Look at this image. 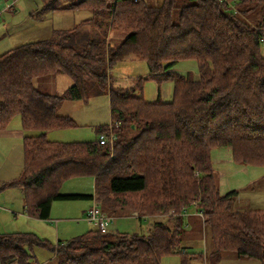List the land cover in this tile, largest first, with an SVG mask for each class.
<instances>
[{
    "label": "trees",
    "instance_id": "1",
    "mask_svg": "<svg viewBox=\"0 0 264 264\" xmlns=\"http://www.w3.org/2000/svg\"><path fill=\"white\" fill-rule=\"evenodd\" d=\"M231 1L234 8L225 0H187L175 16L176 0H79L61 9H87L90 19L0 55V131L18 116L25 135L22 170L0 191L20 189L25 214L41 221L56 201L93 197L107 214L170 221H156L142 235L93 229L55 248L30 232L3 233L0 264H31L33 246L50 248L58 264H159L171 255L189 264L203 259L179 244L190 210L202 212L210 256L230 252L264 264V208L237 207L236 191L220 195L210 158L213 148H226L236 164L264 167V0ZM84 27L93 34L80 37ZM108 32L125 37L110 45ZM129 56L144 61L149 75L122 88L111 69ZM183 60L196 62L198 78L171 71ZM55 75L72 81L63 94L37 90L39 77ZM147 80H170L171 100H144ZM96 95L108 97L109 127L97 125L92 141L47 139L48 132L77 126L57 114L58 105ZM84 177L93 179L94 195L59 191Z\"/></svg>",
    "mask_w": 264,
    "mask_h": 264
},
{
    "label": "rangeland",
    "instance_id": "2",
    "mask_svg": "<svg viewBox=\"0 0 264 264\" xmlns=\"http://www.w3.org/2000/svg\"><path fill=\"white\" fill-rule=\"evenodd\" d=\"M79 0H0V35L5 34V38L0 41V54L11 47L23 45L24 43L36 42L37 40L47 39L53 29L65 30L79 25L82 21L90 19L92 13L87 9L69 10L64 6L77 3ZM151 5H160L162 0H144ZM230 8H234V2L225 0ZM177 8L173 13L177 15L180 6L186 5L187 0H176ZM32 16V17H30ZM90 27H84L79 30L84 37L93 34ZM125 34L108 32L107 42L110 45L119 44ZM80 39V38H79ZM264 42V41H263ZM261 54L264 56V44L260 46ZM171 71L190 75L198 78L197 64L193 60L179 61L172 67ZM111 75L114 77V85L120 87H129L139 77H147L148 69L146 63L129 56L122 62L116 63L111 69ZM70 77L64 75L39 77L35 81L37 90L49 94H63L71 86ZM143 98L148 102L155 100L158 95L162 102L171 100L173 95V85L170 80L157 83L154 80H147L142 85ZM57 114L61 116H70L75 120L77 126L68 130H54L47 133L49 141L58 142H83L92 141L96 138L94 128L97 125L109 124L110 104L106 95H96L86 102H62L58 105ZM21 128L19 117L11 119L9 129L16 127ZM26 134H35L27 131ZM13 139L0 138V148L6 149L11 147ZM22 145V142L21 144ZM20 149L18 148V158L20 159ZM212 160V172L216 179V186L220 195L227 192L236 191L237 207H246L251 210L264 208V167L262 166H245L238 165L234 162L229 149L213 148L210 152ZM16 161V160H15ZM14 163V160L6 157L0 152V181L7 177V168ZM93 179L91 177L72 178L61 186L59 191L64 194L79 193L92 194ZM87 201H56L52 204L50 220L58 221L57 231L53 224L44 223L41 220L30 217L25 222L20 220L12 222L9 217L0 219V234L3 233H33L40 239H45L53 248L57 240L69 241L71 238L83 235L89 228L87 222H83V207ZM91 204V203H90ZM92 205V204H91ZM90 205V207H91ZM104 212V211H103ZM193 214V210H190ZM105 213V212H104ZM107 216L114 218L111 225V232L120 234H137L147 233V229L156 221H163L169 225V220L162 217H145L139 220L134 217L136 212L122 214L117 210ZM184 216L183 222L187 223L182 229L179 244L186 248L188 253L199 256L202 254L203 259H190L189 264H259L258 262L238 258L233 253H221L218 257L210 256L212 245L210 243L208 230L202 225V219L197 215ZM6 217V215H5ZM19 219V216H17ZM86 221V220H85ZM94 227V226H93ZM33 246L28 250V263L34 264H58L54 260V253L50 248ZM159 264H181V258L178 255L164 256Z\"/></svg>",
    "mask_w": 264,
    "mask_h": 264
},
{
    "label": "crops",
    "instance_id": "3",
    "mask_svg": "<svg viewBox=\"0 0 264 264\" xmlns=\"http://www.w3.org/2000/svg\"><path fill=\"white\" fill-rule=\"evenodd\" d=\"M30 17H32V16H30ZM5 37H6L5 34H1L0 35V41L2 39H4ZM11 48H14V47H11ZM11 48H9V49H11ZM9 49L6 50L5 52L9 51ZM5 52H3V53H5ZM3 53H1V54H3ZM24 136H25L24 131L22 130V128H20L18 126L16 128L11 129V130L9 129V126H8L4 131H0V138L1 139H2V137L6 138V141H7V139H13V141L11 143V147H8L6 149L0 148V152L4 153L6 155V157L14 160V163H12L14 165H12V168H11V166H9L7 168V172H6L7 177L4 181L3 180H2V182L0 181V185L13 181V179H15L20 174V172L22 170V165H23L22 164V150H20L21 160L19 159L17 161V158H18V148L20 149V146H21L19 144H21ZM93 186H94V181H93ZM71 194H76V193H71ZM77 194H79V193H77ZM86 194H88V193H86ZM92 195H94V192H92ZM85 201H87L86 202L87 205L85 207H83L84 209H83L82 219H85L84 218L85 213L88 210V208H90V205H91L90 204L91 201H89V200H85ZM5 215H6V217H5ZM191 215H193V214H191ZM17 216H19V219H17ZM2 217L6 218V219H7V217H9L10 219H12L11 220L12 222L20 220L21 218L23 220L22 222H25L26 220H28L30 218V216H27L24 212L23 192L20 189L13 187V188H6V189L0 191V219H2ZM85 220H83V222H87ZM42 221L44 223L49 222L50 224H53L55 227L57 226V222H58V221H51L50 218L48 220H42ZM87 224L89 227H92V229H95V227H93L92 224H89L88 222H87ZM57 229H58V226L55 228V230L57 231ZM90 229L91 228H89V230ZM89 230H87V231H89ZM58 241H60V240H57V242ZM60 242H63V241H60ZM56 245L54 246V248L56 247ZM54 257H55V253H54ZM31 264H34V263H31Z\"/></svg>",
    "mask_w": 264,
    "mask_h": 264
},
{
    "label": "built area",
    "instance_id": "4",
    "mask_svg": "<svg viewBox=\"0 0 264 264\" xmlns=\"http://www.w3.org/2000/svg\"><path fill=\"white\" fill-rule=\"evenodd\" d=\"M110 124L108 125V127ZM113 139V134L110 135V141ZM107 140L106 135L99 136V143L104 144ZM91 207L88 208V210L85 213V219L89 224H92L95 229H97L99 232H102L103 234H110L111 231V225L113 224L114 218L107 216L100 206L96 203L94 197L91 200ZM194 215H197L198 217L203 216L201 211H194ZM136 216V214H135Z\"/></svg>",
    "mask_w": 264,
    "mask_h": 264
}]
</instances>
